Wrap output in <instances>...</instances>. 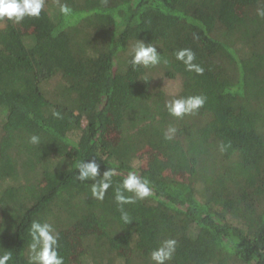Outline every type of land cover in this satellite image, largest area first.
I'll list each match as a JSON object with an SVG mask.
<instances>
[{
    "label": "trees",
    "instance_id": "1",
    "mask_svg": "<svg viewBox=\"0 0 264 264\" xmlns=\"http://www.w3.org/2000/svg\"><path fill=\"white\" fill-rule=\"evenodd\" d=\"M258 9L264 0H44L39 17L0 20V255L12 254L8 264H28L33 220L59 233L64 264H154L151 251L169 238L177 246L166 264H264ZM141 40L156 47L159 64L130 65ZM183 48L203 74L175 59ZM197 95L205 103L195 114L175 118L165 108ZM91 159L101 176L116 169L103 201L92 197V181L76 178L77 164ZM130 172L153 195L121 207L116 188Z\"/></svg>",
    "mask_w": 264,
    "mask_h": 264
},
{
    "label": "clouds",
    "instance_id": "2",
    "mask_svg": "<svg viewBox=\"0 0 264 264\" xmlns=\"http://www.w3.org/2000/svg\"><path fill=\"white\" fill-rule=\"evenodd\" d=\"M44 7V0H0V20L7 19L13 23H20L26 16L39 17ZM61 14L68 16L71 9L67 5L60 6ZM259 16L264 17V9H258ZM175 59L181 61L185 69L190 72L203 74L204 69L194 63L195 53L189 48H183L175 51ZM160 55L154 45L140 41L133 49L130 65L135 68L137 66L150 67L160 63ZM205 103L203 96H188L173 98L165 102V108L170 116L182 118L188 114H195ZM54 116H59L58 112H53ZM169 133H174L175 129L170 128ZM166 139H171V135L166 134ZM30 143L34 145L40 144L38 136H31ZM77 180L92 181L91 195L99 201H103L108 189L112 187L113 176L116 175L115 168H108L102 176L99 172V164L95 159L85 160L77 164ZM99 177V179H97ZM132 193V196H126L124 193ZM153 195L150 182L146 178L138 176L134 172L128 173L116 188L115 201L121 207L125 204L135 203L137 200H143ZM125 223L129 221V217L125 213L123 215ZM29 258L28 264H64V258L59 255V233L54 226L48 222H40L33 220L29 227ZM177 241L174 238L163 240L158 247L153 249L150 259L154 264H166L173 257L176 250ZM12 259L10 252L0 255V264H8Z\"/></svg>",
    "mask_w": 264,
    "mask_h": 264
},
{
    "label": "rangeland",
    "instance_id": "3",
    "mask_svg": "<svg viewBox=\"0 0 264 264\" xmlns=\"http://www.w3.org/2000/svg\"><path fill=\"white\" fill-rule=\"evenodd\" d=\"M168 90L169 91H174L177 88V84L176 82L171 83V84H167ZM140 160H142V164H146L147 162H149L151 160V158L149 157V155H146L144 153L141 154L140 156ZM77 249L79 250V253L82 252V247L80 248V246H77Z\"/></svg>",
    "mask_w": 264,
    "mask_h": 264
}]
</instances>
